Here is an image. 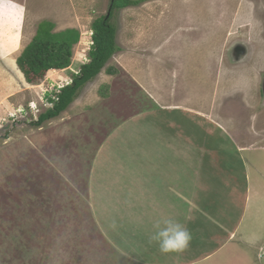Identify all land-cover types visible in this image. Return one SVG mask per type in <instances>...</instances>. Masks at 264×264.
Returning <instances> with one entry per match:
<instances>
[{
  "label": "rangeland",
  "instance_id": "1",
  "mask_svg": "<svg viewBox=\"0 0 264 264\" xmlns=\"http://www.w3.org/2000/svg\"><path fill=\"white\" fill-rule=\"evenodd\" d=\"M110 2H7L8 36L13 37L22 25L23 44L21 51L11 57L0 55V264H130L120 258L102 230L104 224H111L122 215L121 185L131 184V179L136 178L142 189L147 183L144 180L154 175L162 178L165 173L170 178L165 182L171 192L182 194L180 174L185 172L194 184L197 181L205 184L206 194L208 184L215 189L219 187L223 194L227 186L235 187L236 181L232 174L221 171L220 176L215 171L204 181L205 168L214 165V158L220 161L221 170L238 173L240 180L244 177L245 153L239 154L230 138H235L239 146L246 145L245 122L236 128L226 127L231 136L216 126L211 127L216 134L212 133L209 125L231 120L233 117H226L227 114H235L236 119L248 118L238 112L239 108L233 112L222 111L226 115L213 112L218 107L223 109L229 91H260V86L254 85L262 83L264 74V0H143L138 5L118 10L112 20L117 26V44L120 51L135 50L129 59L136 69L132 70V65L128 64L130 70H127L116 53L102 70L103 75L88 82L66 111L41 126L35 124L39 116L54 105L44 100L45 91H49L48 98H54L58 85L72 77L73 70H80L79 62L86 58L90 61L92 24L109 12ZM43 20L55 24L54 32L74 28L80 31L81 37L73 47L72 65L60 75L57 74L59 69H52L58 71L48 73L34 84L26 80L17 60ZM237 41L250 44L249 63L260 70L254 73V88L235 86L233 82L223 89L225 94L216 99L210 96L212 90L209 91L208 84L193 80L194 88L185 96L196 95L197 101L193 97L185 98L184 91L162 90L166 87L163 78L170 76L168 71H163V66L174 70L179 61L174 58L169 64L164 62L174 51L191 66L202 65L207 60L217 68L221 60L223 68L230 65L226 61L227 53ZM140 55L144 58L142 63ZM149 57H152L150 62ZM110 68L114 69L113 74L107 71ZM133 71L140 78L151 72L150 78L149 75L143 77L147 86L134 79ZM212 76L216 78L214 73ZM150 87L158 91H150ZM204 97L210 101L214 98L217 106L212 109L207 100L198 105L204 102ZM170 107L178 110L163 111ZM20 108L25 112H17L16 118H11ZM150 111V123L154 126L161 123L160 126L165 127L162 133H155L145 124L148 114L137 117L138 113L145 115ZM182 111L188 113L185 115ZM185 130L190 138L208 141L205 144L209 147L197 151L198 146L186 141L193 158L189 157L187 163L181 165L175 164L169 156L161 157L166 151H178L182 145L178 140ZM159 138L164 141H156ZM150 143L157 145L155 153L159 148L163 154L155 156ZM107 145H114L116 153L118 147L127 154L135 152L143 165L141 163L140 169L134 167L127 155L126 159L119 160L115 156L112 160L106 159L103 152L108 155ZM99 152L101 159L96 161L95 155ZM194 164L196 166L192 167ZM102 186L106 195L100 192ZM212 261L218 262V259Z\"/></svg>",
  "mask_w": 264,
  "mask_h": 264
},
{
  "label": "crops",
  "instance_id": "2",
  "mask_svg": "<svg viewBox=\"0 0 264 264\" xmlns=\"http://www.w3.org/2000/svg\"><path fill=\"white\" fill-rule=\"evenodd\" d=\"M7 2L8 0H4L0 3V55L3 58H8L19 53L23 44L21 35V30L23 29L22 25L18 26L17 33L13 37L8 36L9 14ZM134 51V49L132 51L128 49V51L117 52V59L127 70L128 68L130 70L128 64H131L132 61L129 58ZM141 57L140 55L139 62L142 63L144 58ZM150 58L152 57H149L148 62H150ZM174 58L179 59L178 64H175L174 70H169L166 65L163 66V71L165 73L168 71L170 76L163 78L166 87L162 90L175 91L177 93H179L178 91H184L185 98L193 97L196 101V95L185 96L192 92L194 88L192 85L193 80L198 81V83L204 82V84H208L210 87L209 91L212 90L210 96L213 95V97L219 99L220 96L225 94L223 89L227 86H231L233 82H235V86L239 85L246 89L247 87L254 88V73L256 72V74H258L260 72L258 68L253 67L252 63H249L250 60L244 64L233 65L229 62L228 58L225 59L230 65H225L223 68H221V60L219 61L220 66L217 68L215 64L212 63L210 65V63H207V60L203 61V66L200 64L191 66L190 63L183 61L179 54H175V51L167 56L164 62L169 64ZM133 61L135 62L136 60ZM87 62H89L88 58L86 61H81L79 63L81 66L83 63ZM131 65L133 67L132 70L136 69L135 63ZM243 65H245L242 67L243 69H240ZM161 69L158 70L159 73H161ZM200 69L202 72L199 71ZM56 71L58 70H52L49 73H54ZM64 71L65 69H59L57 74L60 75ZM132 73V76L140 85L147 86L143 77L151 74V72L146 73L141 78L137 77L134 71ZM159 73L158 75H160ZM213 73L216 75V78L212 76ZM100 74L103 75V71ZM203 75L208 76L207 79H205ZM222 77L229 79L223 81ZM178 78H180L179 81H177ZM263 81L264 74L262 83L258 85L255 83L254 85L255 87L260 86V91H229L230 95L227 96V101L223 103L225 105L223 109L222 107H218V109L216 108L213 111L214 113L218 112L224 114L222 111L233 112L234 109L239 108L238 112L241 111L240 113H242V116H245V114L248 115L247 119L242 117L241 119H236L235 114H227L226 117L233 118L231 120H224V123H222L223 121H218L217 125L214 123V125H209L210 128L216 126L221 132L231 136L226 131V127L236 128L237 125H241L243 121L245 122L243 127H245L244 131L247 133L246 145H241V147L236 143L235 138H230L236 146L237 152L239 154L245 153L244 158L246 162H244V177L242 180L239 179V174L234 171L221 170V163L215 158L213 159L215 162L214 165L206 169L205 157L204 155L201 156L203 158V160H201L202 166L206 171L204 175L205 182H207L213 172L217 171L218 173H216V175L220 176L221 171L222 173L225 172L224 174H232L235 177V187L227 186L222 194L219 187L215 189V187L208 184L209 192L206 194L205 184L199 181L194 184L192 180L189 179L188 173L185 175V172L184 175L183 172H181V176L179 175L182 178L179 185L182 194L171 192L172 190L165 182L170 178L169 176H165V173L164 175L162 173V178L154 175L150 180L148 178L144 180V182L147 183L143 185L145 188L143 187L142 189L137 185L139 182L136 178L131 179V184L119 185L123 188L122 192H119V194H121L120 205L122 206V215L120 218H116L115 221L112 220L111 224H104L102 230L104 232V238L114 247L122 260L129 261L130 264H205L206 262L209 264H264V207L262 206L264 201ZM83 90L84 88L81 91ZM150 91H158V89L156 88L155 90L150 87ZM206 100L208 101V105L212 104V109L217 106H215L216 103L214 98H212L211 101L208 98ZM206 100L204 97V102H199L197 104L203 105ZM157 101L159 102L158 98ZM241 106L246 108H242ZM173 110L177 111L178 108L170 107L163 111L171 112ZM182 112L185 113V115L188 113L187 111ZM146 114H148V116L147 123L145 124H147L148 128L155 133H162L165 127H161V123L160 125L157 123V126L150 123L152 120L151 111L145 113V115L138 113L137 117L143 118ZM164 120H168L167 114L164 115ZM211 132L216 134L213 128H211ZM181 133V138L178 140L182 144L181 147L176 152L167 153L166 151L165 156H161L163 153L159 152V148H157V152L155 153L154 150H156L157 145H154L155 143H150L153 152L156 154L155 156L160 155L163 158L169 156L171 161L174 160L175 164L181 165L186 162L189 157L193 158V153H190V147L187 146L186 141H190L191 145L198 146L197 151H204L205 147L208 146L205 144L208 141L204 140V142H199L198 139L195 140L194 136H192V138L187 136V134H185L187 133L186 130L184 133L181 131ZM215 134L213 136H215ZM156 141L162 143L164 140L163 138H159V140L157 139ZM210 142L212 143L214 141L211 140ZM213 144L214 143H212V145ZM107 146L108 155L103 152L106 159L112 160L115 156L119 157L118 159L120 160L122 158L126 159L128 156L129 158L127 159H129L130 163H133L134 167L140 169L141 163L143 165V161L139 163L138 155L135 156V152L127 154L124 152L125 150H120L121 148L118 147L119 152L117 151L116 153L114 145ZM210 148H212V152H216L214 147ZM95 157L96 161L101 159V152L97 153ZM116 161L117 158L114 159V162ZM195 166L196 164L192 167ZM101 190L100 192L105 194V192H103V186ZM191 197L194 200H192ZM127 215L130 216L131 219L128 218ZM168 217L174 218L185 225L192 233L193 238L190 246L182 252L162 253L158 244L150 240L151 235L156 231L154 227L156 221ZM99 224L101 225V223ZM146 250L147 253L145 252ZM217 259L218 262L212 261H216Z\"/></svg>",
  "mask_w": 264,
  "mask_h": 264
},
{
  "label": "trees",
  "instance_id": "3",
  "mask_svg": "<svg viewBox=\"0 0 264 264\" xmlns=\"http://www.w3.org/2000/svg\"><path fill=\"white\" fill-rule=\"evenodd\" d=\"M143 0H111L109 12L92 24L93 44L89 51L90 61L80 66V72L74 74L73 82L51 99L53 107L43 112L36 125L60 116L78 98L80 91L93 81L104 69L111 58L121 50L117 44V26L112 21L116 12L123 8L138 5ZM55 24L43 20L33 40L26 46L17 63L29 83L42 81L52 69H65L72 65L73 47L80 41L78 29H66L54 32ZM110 74L114 69L107 70Z\"/></svg>",
  "mask_w": 264,
  "mask_h": 264
},
{
  "label": "clouds",
  "instance_id": "4",
  "mask_svg": "<svg viewBox=\"0 0 264 264\" xmlns=\"http://www.w3.org/2000/svg\"><path fill=\"white\" fill-rule=\"evenodd\" d=\"M73 75L74 73L72 78ZM154 227L156 231L151 235L150 240L158 244L162 253H179L186 250L191 244L192 233L174 218L168 217L157 220Z\"/></svg>",
  "mask_w": 264,
  "mask_h": 264
},
{
  "label": "water",
  "instance_id": "5",
  "mask_svg": "<svg viewBox=\"0 0 264 264\" xmlns=\"http://www.w3.org/2000/svg\"><path fill=\"white\" fill-rule=\"evenodd\" d=\"M251 52V46L247 41H237L228 51L227 58L231 64L240 65L247 63L251 59ZM262 88L264 93V81Z\"/></svg>",
  "mask_w": 264,
  "mask_h": 264
},
{
  "label": "built area",
  "instance_id": "6",
  "mask_svg": "<svg viewBox=\"0 0 264 264\" xmlns=\"http://www.w3.org/2000/svg\"><path fill=\"white\" fill-rule=\"evenodd\" d=\"M87 59V58H86ZM85 59V60H86ZM73 72H74V74H78L79 72H80V70H73ZM72 77H68L67 79H65V81H63V82H65V83H61L60 85H58V87L56 88V90L57 91H55V93H54V98H52V99H57L58 97L56 96L58 93H60L61 92V90L67 85V84H70L71 82H72ZM48 92L49 91H45V94H44V100L45 101H51V99L50 98H48ZM53 104V102L51 101V105ZM17 112H25V109L24 108H20V109H18V111L16 110L14 113H13V115H11V118H16V116H17Z\"/></svg>",
  "mask_w": 264,
  "mask_h": 264
},
{
  "label": "flooded vegetation",
  "instance_id": "7",
  "mask_svg": "<svg viewBox=\"0 0 264 264\" xmlns=\"http://www.w3.org/2000/svg\"><path fill=\"white\" fill-rule=\"evenodd\" d=\"M262 91H263V88H262Z\"/></svg>",
  "mask_w": 264,
  "mask_h": 264
}]
</instances>
